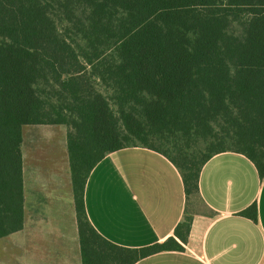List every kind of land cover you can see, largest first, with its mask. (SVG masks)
Returning <instances> with one entry per match:
<instances>
[{
    "label": "trees",
    "instance_id": "16d2710c",
    "mask_svg": "<svg viewBox=\"0 0 264 264\" xmlns=\"http://www.w3.org/2000/svg\"><path fill=\"white\" fill-rule=\"evenodd\" d=\"M32 125L66 127L82 264L181 251L173 237L105 240L84 186L109 153L163 155L184 187L183 243L212 156L242 154L264 177V0H0V239L23 226L22 128ZM242 214L255 219V208Z\"/></svg>",
    "mask_w": 264,
    "mask_h": 264
},
{
    "label": "crops",
    "instance_id": "0c3cea01",
    "mask_svg": "<svg viewBox=\"0 0 264 264\" xmlns=\"http://www.w3.org/2000/svg\"><path fill=\"white\" fill-rule=\"evenodd\" d=\"M32 126L21 144L23 226L4 237L0 264H82L66 127ZM198 190L205 211L192 213L183 243L174 235L186 208L181 176L150 149L107 154L86 180L83 204L94 230L114 245L141 248L173 237L182 247L134 264H264V177L253 163L218 153L202 166ZM250 207L255 219L242 214Z\"/></svg>",
    "mask_w": 264,
    "mask_h": 264
},
{
    "label": "rangeland",
    "instance_id": "374dc122",
    "mask_svg": "<svg viewBox=\"0 0 264 264\" xmlns=\"http://www.w3.org/2000/svg\"><path fill=\"white\" fill-rule=\"evenodd\" d=\"M33 126H26L22 128V135L23 137H25L27 139L28 136H30L31 134H33ZM188 212L189 213H203L205 211L203 205L201 204V202L198 200V198L194 195V193H192V195L189 197L188 199ZM4 241V238L0 240V247L2 246Z\"/></svg>",
    "mask_w": 264,
    "mask_h": 264
}]
</instances>
